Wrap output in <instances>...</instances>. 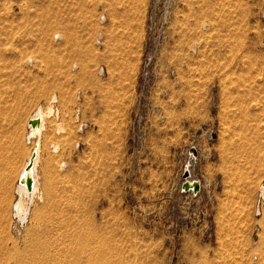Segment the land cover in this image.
I'll use <instances>...</instances> for the list:
<instances>
[{
    "label": "rangeland",
    "instance_id": "obj_1",
    "mask_svg": "<svg viewBox=\"0 0 264 264\" xmlns=\"http://www.w3.org/2000/svg\"><path fill=\"white\" fill-rule=\"evenodd\" d=\"M0 264H264V0H0Z\"/></svg>",
    "mask_w": 264,
    "mask_h": 264
},
{
    "label": "bare ground",
    "instance_id": "obj_2",
    "mask_svg": "<svg viewBox=\"0 0 264 264\" xmlns=\"http://www.w3.org/2000/svg\"><path fill=\"white\" fill-rule=\"evenodd\" d=\"M60 34H56V38L59 37ZM32 58H28L26 61L30 63ZM102 72V69H99V73ZM56 96L54 94L51 95L49 105L42 106L41 104H38L32 111L31 115L28 117L29 119L34 120V124L27 122V129L25 132V138L28 142H32V146L30 148V151L27 155V158L25 162L23 163L21 169L18 172L16 183H15V199L12 203V210L14 215L20 220L24 221L25 216L28 213L27 207L29 205L30 201H33L34 197H40L39 196V180L37 175V164L39 161V155H40V149H41V136H43V130L45 129V123L47 118L53 115H57V111L52 104L53 101H55ZM56 117V116H53ZM29 121V120H28ZM61 124L57 123L56 126V132L61 133L63 132V127H61ZM45 131V130H44ZM65 132V131H64ZM51 151L56 152L58 149V146L54 143L50 145ZM34 152L35 156L32 159V164L30 167L27 166V163L30 159L31 153ZM61 166H64V162H61ZM31 178V188L28 190L25 185V179L26 177ZM191 181V178L188 179ZM27 218V216H26Z\"/></svg>",
    "mask_w": 264,
    "mask_h": 264
},
{
    "label": "water",
    "instance_id": "obj_3",
    "mask_svg": "<svg viewBox=\"0 0 264 264\" xmlns=\"http://www.w3.org/2000/svg\"><path fill=\"white\" fill-rule=\"evenodd\" d=\"M28 122L34 124V120H32V119H29ZM191 149H192V151H194L193 148H191ZM34 156H35V153L32 152L31 155H30V159H29V161L27 163V166L28 167L31 166L32 159H33ZM189 177H190L189 170L185 166L184 169H183V173H182V179H183V181L181 183V188L184 189V190H191L193 193H197L200 190V183L196 179H191V181H189L188 180ZM25 185H26V188L28 190L31 188L32 182H31V178L29 176L26 177V179H25Z\"/></svg>",
    "mask_w": 264,
    "mask_h": 264
}]
</instances>
